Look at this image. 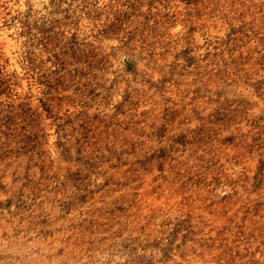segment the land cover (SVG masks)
Here are the masks:
<instances>
[{"label":"rangeland","instance_id":"374dc122","mask_svg":"<svg viewBox=\"0 0 264 264\" xmlns=\"http://www.w3.org/2000/svg\"><path fill=\"white\" fill-rule=\"evenodd\" d=\"M0 264H264V0H0Z\"/></svg>","mask_w":264,"mask_h":264}]
</instances>
